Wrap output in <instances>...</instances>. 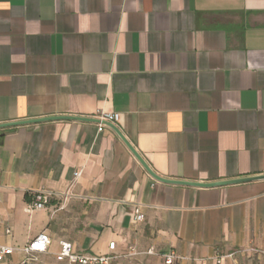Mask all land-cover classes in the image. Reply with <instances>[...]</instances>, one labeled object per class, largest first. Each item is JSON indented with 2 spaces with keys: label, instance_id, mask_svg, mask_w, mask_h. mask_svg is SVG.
I'll return each mask as SVG.
<instances>
[{
  "label": "crops",
  "instance_id": "1",
  "mask_svg": "<svg viewBox=\"0 0 264 264\" xmlns=\"http://www.w3.org/2000/svg\"><path fill=\"white\" fill-rule=\"evenodd\" d=\"M58 116L93 121L0 129V246L264 264V179L162 183L129 149L168 180L264 175V0H0V124Z\"/></svg>",
  "mask_w": 264,
  "mask_h": 264
},
{
  "label": "built area",
  "instance_id": "2",
  "mask_svg": "<svg viewBox=\"0 0 264 264\" xmlns=\"http://www.w3.org/2000/svg\"><path fill=\"white\" fill-rule=\"evenodd\" d=\"M98 120L97 132L102 130V127L106 123L115 125L119 120L117 113H109L100 111L96 117ZM79 173L75 174L77 177ZM69 193L63 195V199L70 197ZM51 194L45 191H37L33 193L32 199L26 203L25 212L31 213L34 211L44 209L50 202ZM132 220L134 223H140L144 220V214L140 205H134L132 208ZM9 233V230H6ZM50 245V237L45 232L38 234L33 240H31L26 246L22 248L14 249L9 246H0V264H5L6 259L12 256L14 253H20L22 259L18 264H36L38 261V255L48 254V247ZM109 251L115 250V243L111 242L108 245ZM132 252H134L132 250ZM148 254H153L148 251ZM264 254V253H263ZM55 261L60 264H112L116 256L113 253L109 254H79L73 251L72 244L68 241H61L59 243V251L53 255ZM165 264H173L174 261L181 259L175 254L163 255Z\"/></svg>",
  "mask_w": 264,
  "mask_h": 264
},
{
  "label": "water",
  "instance_id": "3",
  "mask_svg": "<svg viewBox=\"0 0 264 264\" xmlns=\"http://www.w3.org/2000/svg\"><path fill=\"white\" fill-rule=\"evenodd\" d=\"M56 120H76V121H82V122L93 121L92 119H89L86 117H74V116L44 117V118L34 119V120L18 121V122H13V123L0 124V129L8 128V127H14V126H20V125H25V124H34V123L45 122V121H56ZM107 124H110V123H107ZM119 137L122 140H124L120 134H119ZM129 149L132 152V154L138 159V161L142 164V166L147 170V172L155 180L160 181L162 183L210 188V187L225 186V185H230V184H239V183H245V182H251V181L264 179V175L255 176V177H248V178H240V179H234V180H227V181H220V182H214V183H196V182H186V181L163 179L161 177L154 175L149 170V168L144 163V161L137 155V153H135V151L131 147H129Z\"/></svg>",
  "mask_w": 264,
  "mask_h": 264
},
{
  "label": "rangeland",
  "instance_id": "4",
  "mask_svg": "<svg viewBox=\"0 0 264 264\" xmlns=\"http://www.w3.org/2000/svg\"><path fill=\"white\" fill-rule=\"evenodd\" d=\"M152 255L153 254H148V251L132 252L128 250L126 253H123L120 257L114 260L113 264H165L164 261L162 260L163 259L162 256H161L162 259L160 261L157 260L158 261L157 262ZM262 256L264 261V254H262Z\"/></svg>",
  "mask_w": 264,
  "mask_h": 264
}]
</instances>
